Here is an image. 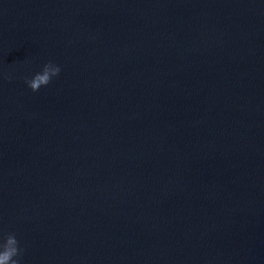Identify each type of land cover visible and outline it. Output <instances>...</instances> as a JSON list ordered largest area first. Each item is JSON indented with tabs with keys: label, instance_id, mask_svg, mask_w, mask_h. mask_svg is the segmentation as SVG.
I'll return each instance as SVG.
<instances>
[{
	"label": "water",
	"instance_id": "obj_1",
	"mask_svg": "<svg viewBox=\"0 0 264 264\" xmlns=\"http://www.w3.org/2000/svg\"><path fill=\"white\" fill-rule=\"evenodd\" d=\"M12 233L21 264H264V0H0Z\"/></svg>",
	"mask_w": 264,
	"mask_h": 264
},
{
	"label": "clouds",
	"instance_id": "obj_2",
	"mask_svg": "<svg viewBox=\"0 0 264 264\" xmlns=\"http://www.w3.org/2000/svg\"><path fill=\"white\" fill-rule=\"evenodd\" d=\"M60 72L59 66L49 62L44 65L42 72L25 82L33 92H38L42 87L48 86L53 78L58 77ZM22 253L23 249L14 233L0 238V264H21Z\"/></svg>",
	"mask_w": 264,
	"mask_h": 264
}]
</instances>
